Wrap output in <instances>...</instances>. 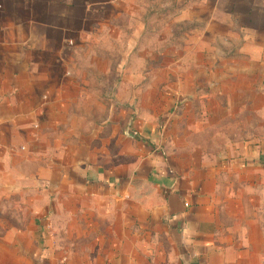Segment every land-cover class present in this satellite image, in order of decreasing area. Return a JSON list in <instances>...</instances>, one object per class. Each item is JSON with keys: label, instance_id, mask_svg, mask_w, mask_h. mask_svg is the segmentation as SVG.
Masks as SVG:
<instances>
[{"label": "crops", "instance_id": "1", "mask_svg": "<svg viewBox=\"0 0 264 264\" xmlns=\"http://www.w3.org/2000/svg\"><path fill=\"white\" fill-rule=\"evenodd\" d=\"M160 5L164 30L189 32L164 39L170 62L199 67L234 19L264 18V0H0V264H264V126L237 119L264 113L263 42L249 85L186 82L145 104L121 73L131 118L91 113L108 87L77 54L107 27L136 46Z\"/></svg>", "mask_w": 264, "mask_h": 264}, {"label": "rangeland", "instance_id": "2", "mask_svg": "<svg viewBox=\"0 0 264 264\" xmlns=\"http://www.w3.org/2000/svg\"><path fill=\"white\" fill-rule=\"evenodd\" d=\"M204 7L206 9L207 5L205 4ZM155 11H159V14L150 13L145 15L144 19L147 23L145 24V29L139 32L141 36L135 41L136 46H124L123 48L121 45V40L123 44L129 43L132 34L131 30L128 31L127 38H121V40H119L116 39L117 35H119L116 29L107 27V30L102 32L103 40L101 42H91V45H89L90 50L87 54H84L85 49L79 51L77 54L75 69L80 72L87 70L90 72L91 76L97 75L96 71L103 72L101 76H97V79H94L95 81L93 82H95L96 85L102 86H104L103 84L105 83L108 87V93L102 94L100 98H98L105 104L106 111L99 112V110L93 109L91 113L94 118L106 117V115L110 113V108L113 106L118 109V117L122 118L121 120L126 121L128 118H131V106H133L129 103L131 99L129 101H123V103L118 100L114 92L116 88L115 83L119 84L121 81V73H123L124 76V96L130 91L133 82L131 79L132 73L139 75L138 77L134 75V79H138V85L141 90L136 101L138 99L143 100L142 103L145 104L151 100H156L160 103L162 99L160 94L163 95L168 88H171L172 92L176 88L180 89V84L183 88L186 82L189 84L187 89H191L189 87L192 86L195 87V84H198L199 88L206 89L209 86L229 88L232 84L240 87L249 85V82L251 83L252 80L247 76L251 64L247 61L246 56L258 54L261 51L260 47L255 46V42L264 43L263 17L256 16L255 22L253 21L254 23L250 24L247 20H243L244 16H240L234 19V22L230 25L231 27H236L235 30L221 31L220 35L216 37V43L218 42L220 46L213 49L205 48V53L203 55L204 62L201 63L203 71L205 72L202 76L203 78H198L196 81L195 79H186L185 73L192 74L195 70H202V67H199V64L170 62V51L172 50L173 53L178 52L180 48L179 46H172L169 41H167L169 42V46L163 43L166 41L164 40L166 37L178 40L181 35H188L187 33L189 32L186 33L179 28L175 30L176 27L174 26L172 30H164V25L170 21L166 19V17L169 16L164 13L162 5ZM158 27L160 29H158ZM207 35L206 33L205 38H208ZM124 36H126V34H124ZM213 50L215 55H234L237 60L227 62L225 59L217 65L216 63L208 61V57H211ZM117 57H120V60L118 59L115 61ZM261 87L262 93H264V79ZM166 96L170 97V95ZM127 97L128 95L125 96V98ZM245 97L248 98L246 100L250 103L251 95L248 94ZM92 101L94 105L97 103L94 96ZM256 101H258V99H256ZM159 107L162 108L164 105L161 103ZM77 114L79 115L77 117L80 118L82 113L77 112ZM213 114L214 113H212V115ZM237 119L241 120V124L243 120L245 128H249L252 124L256 126L261 124L264 126L263 112L261 117H259L257 112L249 111L247 113H242L240 118ZM230 124L231 120L228 119L225 120L223 126L226 127ZM124 147H127L126 139H124Z\"/></svg>", "mask_w": 264, "mask_h": 264}]
</instances>
